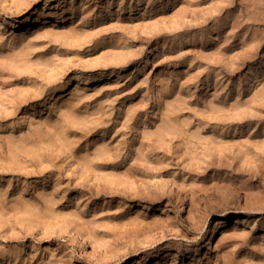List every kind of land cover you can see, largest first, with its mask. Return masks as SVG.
<instances>
[{
  "label": "rangeland",
  "instance_id": "obj_1",
  "mask_svg": "<svg viewBox=\"0 0 264 264\" xmlns=\"http://www.w3.org/2000/svg\"><path fill=\"white\" fill-rule=\"evenodd\" d=\"M147 1L0 0V264H264V0Z\"/></svg>",
  "mask_w": 264,
  "mask_h": 264
},
{
  "label": "bare ground",
  "instance_id": "obj_2",
  "mask_svg": "<svg viewBox=\"0 0 264 264\" xmlns=\"http://www.w3.org/2000/svg\"><path fill=\"white\" fill-rule=\"evenodd\" d=\"M155 2V0H148L147 1V6H149V5H152L153 3ZM53 13H55V12H53ZM64 16H59V18H63ZM95 77V76H94ZM94 77H86V78H76V80L74 81V83H75V87H77V86H79L80 84H88V83H92V82H94V81H96V80H101L102 79V77H103V75L102 74H98L97 76H96V80H93L94 79ZM209 85H210V82H209V80L205 83V87L206 88H208L209 87ZM63 89V85H59V86H55L54 88H53V90L52 91H55V92H59V91H61ZM52 94H53V92H50V94L48 95V98H51L52 97ZM226 217V216H225ZM257 218H256V222L255 223H257L261 218H258L259 216H256ZM262 218H264V217H262ZM223 218H221V217H218V218H216L215 219V224H219V223H222L223 222ZM239 219H238V216H234V222L236 223L237 221H238ZM243 221V220H242ZM262 223H263V221H262ZM194 249H197V247L196 248H194ZM172 254L174 255V257L175 256H177L178 255V252H172Z\"/></svg>",
  "mask_w": 264,
  "mask_h": 264
}]
</instances>
